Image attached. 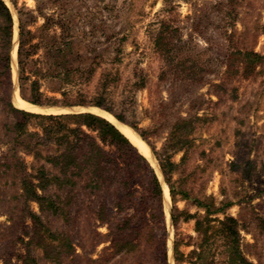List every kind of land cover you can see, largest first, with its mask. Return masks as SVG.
<instances>
[{
    "label": "trees",
    "instance_id": "16d2710c",
    "mask_svg": "<svg viewBox=\"0 0 264 264\" xmlns=\"http://www.w3.org/2000/svg\"><path fill=\"white\" fill-rule=\"evenodd\" d=\"M10 1L18 7L16 0ZM224 1L231 9L226 16L234 19L236 0ZM17 15V84L22 99L36 106L91 107L134 129L150 145L170 190L174 264H214L212 247L219 240L225 248L227 264H244L238 251L237 220L215 216L223 211V207L216 206L213 197H193L183 180L181 183L180 179L174 180L179 165L172 160L173 155L182 152L180 163L185 161L193 147L195 134L205 122L198 117L203 101L193 94L206 85L201 78L203 72L189 66L183 59H163L164 67L157 80L169 85L168 99L154 105L150 112H144L143 116L150 120L151 128L141 131L135 114L136 95L148 89L150 84L143 72L132 73L133 83L125 86L120 101L115 100L118 78L103 77L93 98L88 99L77 92L75 100L69 103L72 94L64 92L65 89H74L80 82H88L93 71L89 69L82 74L71 68V63L79 60L80 55L75 50V37L67 29L68 24H52L61 31L63 42L49 47L51 41L46 36L51 25L44 24L33 33L28 30L30 11H18ZM13 27L10 9L0 0V146L5 148L0 156V179L6 178L7 186L13 190V198L26 203L35 201L41 212L60 217L67 224L70 223L69 209L74 199L79 195L95 199L97 207L92 211V220L97 226H105L107 233L95 231L92 248L101 243L107 247L96 260H91L92 263L169 264L163 186L158 174L136 146L100 116L90 113L38 115L15 108L12 104ZM222 33L229 46V55L225 57L227 71H231L230 76L237 75L239 68L233 66L234 62L230 65L228 60L241 58V77L247 79L260 64L261 57L254 51L239 50L234 40L236 33L229 35L226 29ZM164 40V37L157 38L156 49L163 51ZM42 50L46 54L39 57ZM40 65H47L50 69L42 71ZM43 82L56 85L51 91L61 95L64 102L45 99L41 92ZM223 85L224 82L220 84ZM176 88L181 92L178 93ZM27 93L31 97L27 98ZM181 107L186 108L184 118L179 111ZM170 110H174L173 115ZM166 126L169 128L168 137L157 152L150 140ZM20 154L30 155L32 162L26 165ZM178 198L198 211L190 214L187 208L179 209L176 206ZM27 217L33 224L29 240L42 250L46 259L58 261L63 257L77 256L69 235L53 232L32 211L28 210L22 219ZM192 221H195V230L201 239L196 247L198 252L185 253L181 248H189L192 237L184 235L181 228L182 224ZM78 246L83 252L79 256L86 258L89 251L83 240L78 242ZM21 264L36 263L31 257H21Z\"/></svg>",
    "mask_w": 264,
    "mask_h": 264
},
{
    "label": "rangeland",
    "instance_id": "374dc122",
    "mask_svg": "<svg viewBox=\"0 0 264 264\" xmlns=\"http://www.w3.org/2000/svg\"><path fill=\"white\" fill-rule=\"evenodd\" d=\"M3 1L14 22L11 76L15 94L22 101L16 63L18 11H30L28 30L33 33L44 24L51 25L46 36L51 41L49 47L63 42L61 31L52 24H68L67 29L75 37V50L80 55L79 60L71 63V68L82 74L89 69L93 71L88 82H80L74 89H65L64 92L72 94L69 103L75 100L77 92L88 99L93 98L103 77L118 78L115 100L120 101L125 86L133 83L132 73L143 72L150 84L148 89L136 95L135 114L141 131L151 128L150 120L143 116L144 112H150L154 105L168 99L169 85L157 80L164 67L163 59H183L189 66L203 72L201 78L206 85L193 94L203 101L198 117L205 122L195 134L193 147L185 161L180 163L182 152L173 155L172 160L179 165L174 180L180 179V183L183 180L193 197H213L216 206L223 207V211L215 216L221 219L232 217L238 222V251L244 264H264V0H236L234 19L226 16L231 9L223 3L224 0H16L17 8L10 0ZM225 29L229 35L236 33L234 40L239 50L254 51L262 59L247 79L241 77V58L228 60L230 65L234 62L233 66L239 68L237 75L230 76L231 71L225 67V57L229 55L228 42L222 36ZM159 37L165 38L163 51L155 47ZM45 54L42 50L38 55L43 57ZM39 67L45 72L50 69L47 65ZM223 82L224 85L220 86ZM41 84L45 99L64 102L61 95L51 91L56 85L50 82ZM26 97L31 95L27 93ZM24 102L27 103L26 100ZM32 106L35 110L28 112L49 116L79 113L86 111L84 108H91ZM92 111L93 108L86 112L94 114ZM179 111L184 118L186 108L181 107ZM94 112L102 117L101 111L95 109ZM172 112L174 110L169 113L173 115ZM168 131L166 126L150 140L155 151L159 152L164 146ZM141 140L150 150L151 158L146 159L163 186L167 255L169 264H174V229L169 219L170 190L150 145ZM4 152L1 145L0 156ZM19 156L26 165L33 160L30 155ZM6 183V178L0 179V264H21V257H31L36 264H94L91 260H96L107 247L101 243L92 248L94 232L107 233L105 226H97L92 220V211L97 207L95 199L86 195L74 199L69 209L70 223L67 224L60 217L41 212L35 201L26 203L13 198V190ZM176 206L182 210L187 208L190 214L198 211L179 198ZM28 210L38 214L40 221L53 232L69 235L77 256L63 257L58 261L46 259L42 250L29 240L33 224L28 217L22 219ZM199 214L203 215V212ZM181 230L184 235L192 237L191 246L181 250L198 252L196 247L201 237L195 230V221L182 224ZM80 240L89 251L86 258L79 256L83 253L78 246ZM222 244L219 240L212 247L214 264H227Z\"/></svg>",
    "mask_w": 264,
    "mask_h": 264
},
{
    "label": "bare ground",
    "instance_id": "6f19581e",
    "mask_svg": "<svg viewBox=\"0 0 264 264\" xmlns=\"http://www.w3.org/2000/svg\"><path fill=\"white\" fill-rule=\"evenodd\" d=\"M14 95H15V97H14V100L12 102H14V105L16 106V107L14 106L15 108H18V109H21V110H24V111H27V112L35 110V108L31 104L22 101L18 97L17 93L14 94ZM35 107H37V106H35ZM90 109L91 108L85 109V110L89 112ZM94 110L95 109H93L92 112L94 114H96L94 112ZM100 115L102 116V118L104 117L105 120H107L112 125H114L126 138H128L139 149V152H141V154L143 156L151 158V154H150L149 148L147 147V145L141 140V138L134 131H132L131 129L127 128L124 124H121L120 122H116L108 114L100 112Z\"/></svg>",
    "mask_w": 264,
    "mask_h": 264
},
{
    "label": "water",
    "instance_id": "95a60500",
    "mask_svg": "<svg viewBox=\"0 0 264 264\" xmlns=\"http://www.w3.org/2000/svg\"><path fill=\"white\" fill-rule=\"evenodd\" d=\"M3 1V0H2ZM4 2V1H3ZM5 3V2H4ZM18 39V38H17ZM15 40V39H14ZM19 40V39H18ZM13 50H14V48H13ZM12 54H13V52H12ZM11 62H12V59H11ZM15 89H14V87H13V94H12V101H13V98H14V94H15V91H14ZM18 90H19V86H18ZM14 108V107H13ZM15 109V108H14ZM84 109H89V108H84ZM92 109V108H91ZM94 109V108H93ZM98 110V109H97ZM99 111H101V110H99ZM101 112H103V111H101ZM79 113H88V112H86V111H84V112H79ZM78 112H76V113H72V114H79ZM103 113H105V112H103ZM34 114V113H33ZM72 114H68V115H72ZM91 114V113H90ZM106 114V113H105ZM67 115V114H66ZM94 116V115H93ZM112 118V117H111ZM101 119V118H100ZM114 120V119H113ZM117 122V121H116ZM169 218H170V214H169ZM170 221H171V218H170ZM171 224H172V222H171Z\"/></svg>",
    "mask_w": 264,
    "mask_h": 264
}]
</instances>
